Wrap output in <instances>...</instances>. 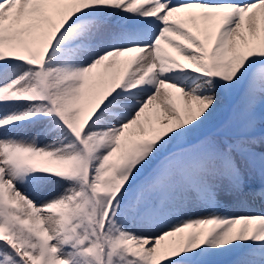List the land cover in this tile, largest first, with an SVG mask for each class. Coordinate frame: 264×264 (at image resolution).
Returning a JSON list of instances; mask_svg holds the SVG:
<instances>
[{"label":"snow or ice","instance_id":"snow-or-ice-1","mask_svg":"<svg viewBox=\"0 0 264 264\" xmlns=\"http://www.w3.org/2000/svg\"><path fill=\"white\" fill-rule=\"evenodd\" d=\"M0 264H264V0H0Z\"/></svg>","mask_w":264,"mask_h":264}]
</instances>
